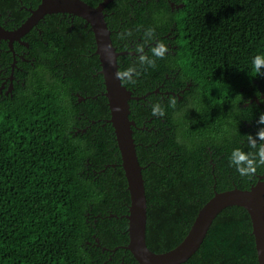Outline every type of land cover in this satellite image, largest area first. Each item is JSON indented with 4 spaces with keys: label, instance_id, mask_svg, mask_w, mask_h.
<instances>
[{
    "label": "trees",
    "instance_id": "obj_1",
    "mask_svg": "<svg viewBox=\"0 0 264 264\" xmlns=\"http://www.w3.org/2000/svg\"><path fill=\"white\" fill-rule=\"evenodd\" d=\"M38 1L0 0V14L9 9L23 20L18 6ZM105 13L111 45L135 56L116 57L117 71H130L120 84L145 94L127 101L128 119L142 167L145 243L160 253L182 239L214 191L247 189L264 175L258 166L241 176L230 163L234 149L255 151L248 136L263 128L256 122L264 109L248 100L264 93V75L252 67L264 55V0H112ZM79 24L54 31L57 46H88L91 34ZM159 44L163 57L153 51ZM71 55H40L22 66L11 93L0 92V264H137L122 248L128 193L101 77L93 75L98 61L82 76L65 70ZM159 85L181 96L175 107L153 92ZM157 103L163 117L152 115ZM179 264H257L246 211L221 209Z\"/></svg>",
    "mask_w": 264,
    "mask_h": 264
},
{
    "label": "water",
    "instance_id": "obj_2",
    "mask_svg": "<svg viewBox=\"0 0 264 264\" xmlns=\"http://www.w3.org/2000/svg\"><path fill=\"white\" fill-rule=\"evenodd\" d=\"M104 2L91 7L82 0H40L35 10L30 12L24 24L33 23L46 13L66 12L82 18L89 24L95 45L94 53L99 63L103 92L108 118L118 150L120 167L125 178L128 193L126 219L127 242L122 246L137 264H179L191 256L200 245L209 224L224 207H242L249 218L251 235L257 264H264V176L259 175L247 189L236 187L216 192L198 208L182 239L172 248L156 253L145 243L146 200L144 195L142 167L138 164L134 143L131 138L132 120L128 119L129 99H134L130 91L117 78L116 56L119 54L111 45L109 32L101 14ZM264 128V125H263ZM264 143V142H261ZM97 242V239L95 238ZM105 249V248H104Z\"/></svg>",
    "mask_w": 264,
    "mask_h": 264
},
{
    "label": "flooded vegetation",
    "instance_id": "obj_3",
    "mask_svg": "<svg viewBox=\"0 0 264 264\" xmlns=\"http://www.w3.org/2000/svg\"><path fill=\"white\" fill-rule=\"evenodd\" d=\"M111 1L112 0H99L94 6L90 4L88 5L91 7H95L99 5L100 3L104 2V5L102 6V9L100 11L103 17V21H104V15L106 14L105 8L107 4ZM39 3H40V0L37 2V4L34 7H32L34 5L32 4V2H30L28 6L26 7L21 6V5L18 6L19 10H23L24 12L27 13V15L25 16L23 20L17 19L14 15H11V12L9 9L5 10L3 14H0V92L3 91L4 94L11 93L13 89L12 87L13 82L14 81L18 82V80L21 79L20 75L18 74L21 72H24L22 66H27V63H29V65L32 66L34 62L43 61L42 57L40 56L42 54H72L68 58L67 62H64L66 60H63V64L68 65V68L65 67V70L74 69L77 71V73L82 74V76L86 75L88 68L89 69L95 68V66L92 63L91 58L96 57L98 61L97 55L94 53L95 45H94L93 35L90 30L89 24L86 23L82 18L74 14L66 13V12L46 13L40 18L38 17L35 18L33 23H29L25 25L24 22L26 18L29 17L30 12L32 10H35V8L37 7ZM45 15L49 17L45 18L44 17ZM77 23L78 24L80 23L79 25L81 27L86 28V32H90L91 34L90 44H88V46L83 45V47H81L77 51H72L74 50L72 47H75L76 45V44L71 43L75 41L74 39L73 41L72 39L70 41H62V44L60 45V47L59 45L57 46V43L59 42V40L55 39V37L53 36L54 31L62 30L64 31L65 34L70 31L73 32L76 29L75 25H77ZM104 23L106 25L105 21ZM108 32L110 35L109 30ZM90 46L93 47L92 50L90 49ZM130 47H133V44H131ZM80 50H88L89 52L85 53ZM116 52L119 53L117 54L116 57L124 56V57H127V60H133V58L135 57L133 56L134 55L133 51L122 50V51H116ZM136 55H138V53ZM53 58L59 59L60 57H58L57 55H54ZM97 65H98V68H96V71L93 75L99 74L101 77V74L99 73L100 67H99L98 62H97ZM26 72H27L26 74L28 75L29 72L28 71ZM60 73L64 74V70L61 71ZM99 81H100L99 84L102 85V91H100L98 95H102V92L104 91L103 84H102V77ZM158 87H160V85L155 87L153 89V92L161 93V96H164V98L166 99L169 96L174 97V98L176 96L177 100L181 98L179 94L174 93L171 89H168V86H166V89H164L163 91H159ZM74 95L76 96L77 101L83 100V97L79 95L78 93H75ZM130 95H131V92H130ZM144 95L142 96H132L131 95V96L136 97L134 99L132 98L133 100H136L138 98H143ZM132 99H129V100H132ZM248 102L249 104H255L257 107H260V109L263 110L264 109V93L260 91V93L258 92L257 95L252 94ZM248 102L242 104V107L246 108V106L248 105ZM182 119L184 122H186L185 118H182ZM90 122L92 123L93 121H90Z\"/></svg>",
    "mask_w": 264,
    "mask_h": 264
},
{
    "label": "clouds",
    "instance_id": "obj_4",
    "mask_svg": "<svg viewBox=\"0 0 264 264\" xmlns=\"http://www.w3.org/2000/svg\"><path fill=\"white\" fill-rule=\"evenodd\" d=\"M149 31H153L149 29ZM155 55L158 57H163L167 48L163 44H159L156 49L153 50ZM253 71L259 75H264V55H257L252 60ZM130 71L117 72V78L123 79L128 77ZM169 104L172 107L176 105V99L174 97L169 98ZM152 115L163 117L165 115V110L161 107L159 103L153 105ZM258 125H264V113H262L256 122ZM249 147L255 149V151L244 152L241 149H234L230 157V163L235 167L236 171L241 176H251L255 174L256 168L258 166H264V128H259L255 136L249 135Z\"/></svg>",
    "mask_w": 264,
    "mask_h": 264
}]
</instances>
